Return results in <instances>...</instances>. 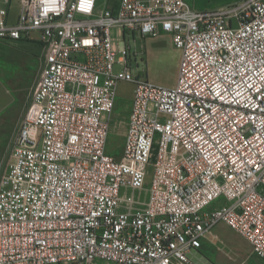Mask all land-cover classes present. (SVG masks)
Listing matches in <instances>:
<instances>
[{
    "label": "built area",
    "instance_id": "obj_1",
    "mask_svg": "<svg viewBox=\"0 0 264 264\" xmlns=\"http://www.w3.org/2000/svg\"><path fill=\"white\" fill-rule=\"evenodd\" d=\"M99 3L0 0V41L44 59L0 174V264H198L221 224L264 261V0ZM134 33L172 36L174 87L135 74L119 42ZM121 82L135 89L117 158Z\"/></svg>",
    "mask_w": 264,
    "mask_h": 264
},
{
    "label": "rangeland",
    "instance_id": "obj_2",
    "mask_svg": "<svg viewBox=\"0 0 264 264\" xmlns=\"http://www.w3.org/2000/svg\"><path fill=\"white\" fill-rule=\"evenodd\" d=\"M118 0H100L99 7L107 4L114 7ZM213 4H227V8L237 6L243 1L211 0ZM245 1V0H244ZM18 3L13 1L12 13L18 11ZM38 38L37 34L33 35ZM119 42H125L129 48L130 65L137 76L167 87L177 84L180 69L181 51L178 50L168 33H161L155 38L143 37L136 33ZM44 68L42 46L35 40L14 43L0 41V174L5 165L6 154L20 126L21 120L29 105L33 90ZM135 85L121 82L118 87L117 104L112 115V133L109 139V152L119 158L124 148L126 121L130 115L134 100ZM226 205L223 199L218 200L212 209ZM221 238H224L222 241ZM209 248L214 264H243L250 257V244L234 230L221 224L204 242L199 252L206 255ZM199 252L192 258L199 264L206 260ZM107 264V263H99Z\"/></svg>",
    "mask_w": 264,
    "mask_h": 264
},
{
    "label": "crops",
    "instance_id": "obj_3",
    "mask_svg": "<svg viewBox=\"0 0 264 264\" xmlns=\"http://www.w3.org/2000/svg\"><path fill=\"white\" fill-rule=\"evenodd\" d=\"M231 1L238 2L239 0H231ZM242 1H244V0H242ZM119 2H120V0L117 1V3L114 5V7L113 6L112 7H108V6H106L107 4H105L101 8L107 7L109 9L116 10L118 8V6H119ZM187 2L189 3V5L193 9H195L197 11H200V12H212V11H219V10L227 9V7H226L227 4H222V3L213 4V2L211 0H187ZM17 14H18V11L16 13H12L10 11V14H9L10 16L8 18V21L10 23H15L16 22V18H17ZM135 35H136V33H134V34H127L126 37L127 36L128 37L129 36H133L134 37ZM221 239H222V241H225V240H223L224 238H221ZM203 246H204V244H203ZM206 250H207L206 251V255H204L203 252H199V253L206 260V264H214L213 262H211L212 261L211 259H212L213 255H208L210 253L209 248H207ZM249 260H250V257L249 258L246 257L244 259V261H243V264H264V261L262 259L258 258L254 254V251H253L252 246H251V261H249ZM99 263H104V262H99ZM99 263H97V264H99Z\"/></svg>",
    "mask_w": 264,
    "mask_h": 264
}]
</instances>
